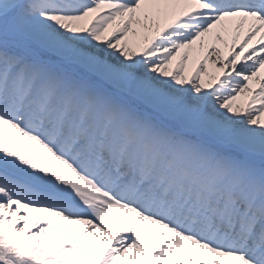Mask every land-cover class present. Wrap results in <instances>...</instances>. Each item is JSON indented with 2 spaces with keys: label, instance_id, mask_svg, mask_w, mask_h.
<instances>
[{
  "label": "snow or ice",
  "instance_id": "1",
  "mask_svg": "<svg viewBox=\"0 0 264 264\" xmlns=\"http://www.w3.org/2000/svg\"><path fill=\"white\" fill-rule=\"evenodd\" d=\"M0 264H264V0H0Z\"/></svg>",
  "mask_w": 264,
  "mask_h": 264
}]
</instances>
